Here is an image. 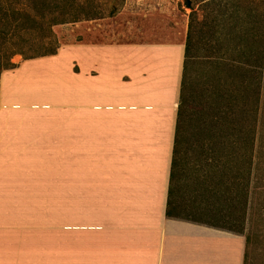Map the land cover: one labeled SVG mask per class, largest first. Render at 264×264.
I'll return each instance as SVG.
<instances>
[{
	"label": "crops",
	"instance_id": "0c3cea01",
	"mask_svg": "<svg viewBox=\"0 0 264 264\" xmlns=\"http://www.w3.org/2000/svg\"><path fill=\"white\" fill-rule=\"evenodd\" d=\"M138 6L159 17L152 36L18 55L2 73L0 264H247L244 215L240 234L173 201L187 37L171 3ZM253 170L254 151L247 189Z\"/></svg>",
	"mask_w": 264,
	"mask_h": 264
},
{
	"label": "rangeland",
	"instance_id": "374dc122",
	"mask_svg": "<svg viewBox=\"0 0 264 264\" xmlns=\"http://www.w3.org/2000/svg\"><path fill=\"white\" fill-rule=\"evenodd\" d=\"M37 1L40 0H0L1 63L6 64L7 57L17 49L29 55L52 49L46 47L48 35H44L47 28L44 32L13 28L23 11L29 9L36 13ZM46 1L54 6H72L73 12L83 7V16L87 19L53 27L59 48L75 42L140 41L142 30L152 36L151 30L160 22L159 17L147 16L151 12L138 15L139 0ZM164 1L172 4L178 16L177 20L170 16L166 23L169 22L178 37L186 41L192 11L186 8L183 0H149L155 3ZM192 3L196 22L202 24L206 20L211 33L207 34L206 29L195 39L196 61L191 71L189 91L191 100L173 201L176 204L180 200L183 211L186 210L184 207L194 206L199 214L213 213V224L237 230L242 228L244 215V232L250 238L247 264H264V63L261 62L264 54V0H192ZM56 14L55 11L48 14L46 27ZM147 17L151 18L147 20ZM208 40L213 48L212 68L205 59L207 46L206 49L203 46ZM248 70L252 73L249 74ZM249 84L252 90H248ZM221 93L227 96L222 98ZM49 110L40 108L37 111ZM250 135L255 140L254 170L247 189ZM241 197L249 200L246 215L241 209ZM48 251L42 249V259H48Z\"/></svg>",
	"mask_w": 264,
	"mask_h": 264
},
{
	"label": "trees",
	"instance_id": "16d2710c",
	"mask_svg": "<svg viewBox=\"0 0 264 264\" xmlns=\"http://www.w3.org/2000/svg\"><path fill=\"white\" fill-rule=\"evenodd\" d=\"M184 4L187 9H190L192 13L190 14L189 17V30H188V36H187V41H186V60H185V68H184V76H183V82H182V95H181V103L179 107V117H178V129H177V138H176V144H175V157H174V162H173V172L171 176V185L176 182L177 179V172H178V163H179V158L181 156L182 152V144H183V134H184V127L185 123L187 120V116L189 113L188 106L189 102L191 100L190 97V83H191V71L193 70V67L195 66V61H196V36L200 34L201 31H204L208 29V33L210 34L211 31L209 30L208 23L207 21L204 20L202 21V24H199L198 21L196 22L195 18V10L193 7L192 0H183ZM74 8L65 6L61 7L59 5H52L48 3L46 0H40L37 1L35 5V12L30 11L29 9L26 11H23L20 13V19H16L15 25L13 28L17 30H25V31H39L42 30L41 32H44L45 28H47V34L44 36H47V42L46 47H51L49 51L46 53L42 52H36L33 54H28L24 52L23 50L17 49L16 52L12 53L7 59L5 60L6 64L1 63L0 59V78L2 73L5 70H10L14 69L16 65L12 62V59L16 55H20L23 57L25 60H30V59H36L40 57H46V56H52L56 55L59 47L58 43L55 40V35L53 33V27L59 24H64L67 22H79V21H84L87 20L86 17L83 16V7L79 11L73 12ZM53 11L57 12L58 15L56 14L53 19L48 21V26L46 27L47 23L45 20L48 18V14H51ZM22 19V20H21ZM89 19V18H88ZM91 20V19H89ZM12 25V23L9 24V27ZM195 31V34H194ZM46 38V37H45ZM45 44V43H44ZM204 48L206 49L207 46V53L208 56H206V63L208 64L209 68H212L213 66V48L212 43L210 40L205 41L203 43ZM248 73L251 74L252 70H248ZM248 90H252V85L249 84L247 87ZM227 96V95H226ZM224 93H221L220 97L224 98L226 97ZM211 129H213V121L210 123ZM253 136V135H252ZM248 143H249V151H248V159H247V164H248V169H249V176L252 174V167H253V151H254V137H251V135L248 137ZM236 199H234L235 201ZM168 216L171 217L173 216L172 211L169 209L168 211ZM238 233L243 234V229L241 231H238Z\"/></svg>",
	"mask_w": 264,
	"mask_h": 264
}]
</instances>
